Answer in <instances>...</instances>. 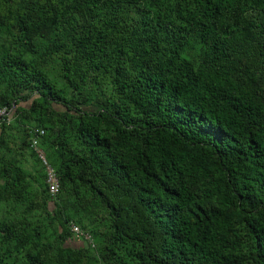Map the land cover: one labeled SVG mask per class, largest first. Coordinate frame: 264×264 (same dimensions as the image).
Returning <instances> with one entry per match:
<instances>
[{
	"label": "trees",
	"instance_id": "16d2710c",
	"mask_svg": "<svg viewBox=\"0 0 264 264\" xmlns=\"http://www.w3.org/2000/svg\"><path fill=\"white\" fill-rule=\"evenodd\" d=\"M3 108L0 264H264V0H0Z\"/></svg>",
	"mask_w": 264,
	"mask_h": 264
},
{
	"label": "built area",
	"instance_id": "2783aa9c",
	"mask_svg": "<svg viewBox=\"0 0 264 264\" xmlns=\"http://www.w3.org/2000/svg\"><path fill=\"white\" fill-rule=\"evenodd\" d=\"M10 113H11V110H9L8 108L0 109V118L2 116H8ZM44 133L45 131L43 129H38V128L34 129L33 135L31 137V147L36 152L37 157L39 158L44 168L46 169L49 193L52 197H55L59 193L60 182H59L55 168L49 162L45 151L41 148L39 144L40 137L44 135ZM73 231L78 235H84L87 239L90 238L88 234L85 235L81 231V229L76 225H73Z\"/></svg>",
	"mask_w": 264,
	"mask_h": 264
},
{
	"label": "rangeland",
	"instance_id": "374dc122",
	"mask_svg": "<svg viewBox=\"0 0 264 264\" xmlns=\"http://www.w3.org/2000/svg\"><path fill=\"white\" fill-rule=\"evenodd\" d=\"M28 161L26 162V167L31 171V172H35L36 171V161L33 157L28 156ZM73 245L76 244H85L84 241L81 240V238L76 237L75 241H72Z\"/></svg>",
	"mask_w": 264,
	"mask_h": 264
}]
</instances>
